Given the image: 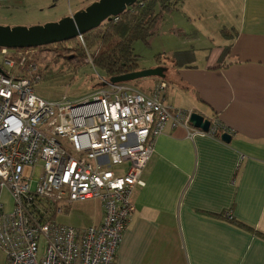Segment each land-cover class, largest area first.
<instances>
[{
  "label": "crops",
  "instance_id": "0c3cea01",
  "mask_svg": "<svg viewBox=\"0 0 264 264\" xmlns=\"http://www.w3.org/2000/svg\"><path fill=\"white\" fill-rule=\"evenodd\" d=\"M177 7L209 16L207 40L187 50L193 63L165 58L155 67L165 70L164 103L205 116L221 133L166 126L132 196L115 264H264V0ZM143 81L153 87L158 78ZM102 216L101 207L92 225Z\"/></svg>",
  "mask_w": 264,
  "mask_h": 264
},
{
  "label": "built area",
  "instance_id": "2783aa9c",
  "mask_svg": "<svg viewBox=\"0 0 264 264\" xmlns=\"http://www.w3.org/2000/svg\"><path fill=\"white\" fill-rule=\"evenodd\" d=\"M30 51L0 48V249L6 264H115L158 138L168 124L191 127L193 113L164 103V78L151 95L128 83L104 87L109 79L99 76V91L80 102L45 100L34 89L43 76ZM217 133L211 121L207 134ZM91 200L103 210L99 225L59 221Z\"/></svg>",
  "mask_w": 264,
  "mask_h": 264
},
{
  "label": "rangeland",
  "instance_id": "374dc122",
  "mask_svg": "<svg viewBox=\"0 0 264 264\" xmlns=\"http://www.w3.org/2000/svg\"><path fill=\"white\" fill-rule=\"evenodd\" d=\"M98 0H15L0 2V26L25 27L44 26L57 23L69 17L73 12L88 8ZM163 11L158 4L155 13L163 15V27L157 34L148 40L134 43V51L138 56V68L148 70L165 63V58H175L185 62L193 47H202L205 43L209 16L198 15L197 12L188 13L181 7ZM165 12V13H164ZM164 13V14H163ZM31 50L29 57L38 65L43 79L34 86L38 96L45 100L57 101L67 97L72 102H80L101 88L99 76L109 79L104 71L94 67L90 50H85V60H80V53L75 49L64 51L60 47ZM179 51V52H178ZM33 56V57H32ZM31 63V64H32ZM138 80L128 84L137 91L152 94L151 87ZM103 85V84H102ZM104 87L106 85H103ZM149 86V88H147ZM152 89H151V88ZM151 90V91H150ZM99 91V90H97ZM3 202L6 210L12 211L14 202L8 193H4ZM101 211V205L97 200L82 203H74L59 221L67 226L84 229L91 226ZM3 251L0 250V264H4Z\"/></svg>",
  "mask_w": 264,
  "mask_h": 264
},
{
  "label": "trees",
  "instance_id": "16d2710c",
  "mask_svg": "<svg viewBox=\"0 0 264 264\" xmlns=\"http://www.w3.org/2000/svg\"><path fill=\"white\" fill-rule=\"evenodd\" d=\"M183 1L138 0L136 4L120 14L117 20L113 18L109 22H104L99 28L84 34V44L77 37L68 42L54 44V46L68 52L75 49L80 53L79 59L82 61L85 60V50L89 49L92 52L91 59L94 67L104 71L110 78L137 72L139 71L138 56L135 54L133 46L135 42L140 40L148 43L149 38L154 34L155 27L159 18H161L160 14L155 13L156 6L159 4L161 9L166 11L176 7ZM222 34L224 38L229 37L225 30L222 31ZM49 47L53 46L17 50L27 52V50H40ZM186 54L190 55L187 61L190 64L193 63L195 60L194 54L185 52V57ZM175 56L174 59L178 60V54ZM29 61L35 62L31 57H29ZM242 226L248 229L247 226Z\"/></svg>",
  "mask_w": 264,
  "mask_h": 264
},
{
  "label": "water",
  "instance_id": "95a60500",
  "mask_svg": "<svg viewBox=\"0 0 264 264\" xmlns=\"http://www.w3.org/2000/svg\"><path fill=\"white\" fill-rule=\"evenodd\" d=\"M137 1L98 0L88 8L66 17L57 23L30 28L0 26V48L34 49L71 41L99 28L106 21L109 22L113 18H118L120 14L136 4ZM164 72L165 70L160 67L140 70L122 76L112 77L104 85L129 83L147 78H164ZM189 122L192 127L205 132H208L211 128V120L198 113H193ZM221 139L223 142L229 144L232 141V135L224 133Z\"/></svg>",
  "mask_w": 264,
  "mask_h": 264
}]
</instances>
